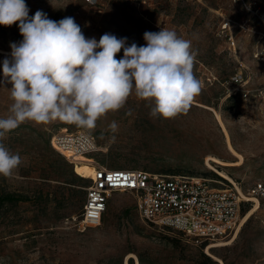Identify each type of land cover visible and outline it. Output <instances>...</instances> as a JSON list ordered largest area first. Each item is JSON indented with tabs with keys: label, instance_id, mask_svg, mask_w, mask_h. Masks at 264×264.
Returning a JSON list of instances; mask_svg holds the SVG:
<instances>
[{
	"label": "rangeland",
	"instance_id": "1",
	"mask_svg": "<svg viewBox=\"0 0 264 264\" xmlns=\"http://www.w3.org/2000/svg\"><path fill=\"white\" fill-rule=\"evenodd\" d=\"M25 2L29 16L37 10L55 21L71 16L86 38L97 41L111 33L127 37L129 45L135 42L141 46L146 43V31L161 28L192 41L197 53L194 73L203 89L188 113L173 119L152 118L150 103L133 93L123 108L109 112L90 130L97 134L101 147L90 158L111 169L203 175L230 183L206 164L208 156L239 159L228 147L226 128L243 160L237 166L213 162L215 168L225 171L243 190L264 176L263 105L244 97L236 84L227 83L242 68L248 89L254 92L264 85V63L253 58L255 43L247 27L239 25L247 14L241 1ZM225 22L230 26L223 28ZM22 39L16 24L0 25V64L10 58V43ZM122 56L123 51L117 59ZM11 103L8 90L0 87V117L10 114ZM113 121L118 125L115 133L109 128ZM78 129L60 121L48 125L28 121L8 133L4 143L21 156L22 163L11 177L0 176V264H264V201L257 199L242 207L237 229L217 241L200 243L180 232L148 224L129 191L112 194L99 226L79 229L75 220L90 178L51 144L57 132ZM256 203L257 209L240 227ZM221 243L229 244L212 247Z\"/></svg>",
	"mask_w": 264,
	"mask_h": 264
},
{
	"label": "clouds",
	"instance_id": "2",
	"mask_svg": "<svg viewBox=\"0 0 264 264\" xmlns=\"http://www.w3.org/2000/svg\"><path fill=\"white\" fill-rule=\"evenodd\" d=\"M29 12L25 0H0V25L16 24L23 37L10 43V58L0 64V87L12 101L10 114L0 117V176L11 177L22 163L4 141L24 122L60 121L91 130L133 93L150 103L152 118L173 119L187 114L202 92L192 41L174 30L146 31L145 45H129L127 37L111 33L98 41L86 38L71 16L55 21L42 10ZM109 128L115 133L118 125L113 121Z\"/></svg>",
	"mask_w": 264,
	"mask_h": 264
},
{
	"label": "built area",
	"instance_id": "3",
	"mask_svg": "<svg viewBox=\"0 0 264 264\" xmlns=\"http://www.w3.org/2000/svg\"><path fill=\"white\" fill-rule=\"evenodd\" d=\"M246 16L239 23L247 27L254 41L253 58L264 63V0H239ZM230 26L225 22L223 28ZM231 45L235 39L229 35ZM227 83L236 84L244 97L261 101L264 112V85L251 91L247 88L242 68ZM87 137V140L84 138ZM51 144L75 166L83 156L95 155L101 148L96 133L78 129L59 131ZM86 161L94 167L86 187L85 201L75 225L79 229L101 224L110 198L115 192L133 193L141 218L157 228L180 232L196 242H210L231 235L239 226L242 207L251 199L264 201V176L247 190L239 182L219 177L192 174L154 172L142 168L111 169L95 161Z\"/></svg>",
	"mask_w": 264,
	"mask_h": 264
},
{
	"label": "bare ground",
	"instance_id": "4",
	"mask_svg": "<svg viewBox=\"0 0 264 264\" xmlns=\"http://www.w3.org/2000/svg\"><path fill=\"white\" fill-rule=\"evenodd\" d=\"M217 117H218L219 121L224 126L223 120L221 119L219 113H217ZM225 132L227 134L228 147H229L231 153H233L234 155H238L239 156V159L237 161H229V160L221 159V158H219L217 156H208V158L206 159V164L209 167L214 168L221 175L225 176L226 178L230 179L231 181H234V180H232V178L230 177V175H228L225 171H223L221 169H218V168H215V166L213 165V162L218 163L219 165H223V166H231V165H236L237 166V165H239V164L242 163L243 156L234 148V145L230 142V139H229L228 132H227L226 128H225ZM81 160H83V162H81L80 164L78 163L77 165H80L81 166L80 169L82 171H85V173H87L89 175V177H90L93 174L94 167L92 165H89L86 161H92V159L88 157L87 160H84V159H81ZM79 172H80V170H79ZM234 182H236V181H234ZM257 207H258V205L256 203L255 207L242 219V222L240 224V227L247 221V219L250 217V215L253 213V211L257 209ZM226 244H229V243L216 244V245H213L212 247L226 245ZM208 252L210 253L209 250H208Z\"/></svg>",
	"mask_w": 264,
	"mask_h": 264
}]
</instances>
